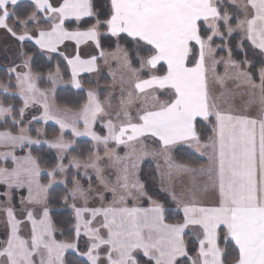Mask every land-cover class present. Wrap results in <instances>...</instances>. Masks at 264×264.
Here are the masks:
<instances>
[{"label": "snow or ice", "instance_id": "obj_1", "mask_svg": "<svg viewBox=\"0 0 264 264\" xmlns=\"http://www.w3.org/2000/svg\"><path fill=\"white\" fill-rule=\"evenodd\" d=\"M18 3L19 0H0V29H5L20 42L35 39L40 49L49 52H57L58 46L65 41H74L77 54L64 58L71 68L72 83L76 88L81 87L77 75L95 71L98 59L95 55L82 59L79 46L91 41L101 49L102 34L131 38L145 54L139 59V69H131L127 51L119 46L117 53L121 55L111 54L112 58L122 56L133 76L147 70L148 78H137L134 90L140 95L128 92L116 112V122L107 119L104 124L107 135H99L92 130L97 117L101 114L110 117L111 114L105 112L96 94L90 90L87 103L78 113L72 114L70 122H66L50 112L47 95L37 87L36 77L25 60L23 67L29 71L16 76V87L24 100V108L19 110L20 119L14 118L13 123L22 122L24 109L30 102L40 103L44 109L42 119L55 120L60 127L59 136L44 141L50 148L60 150L58 159H63L72 148V142L64 139L65 129L70 127L74 136L91 137L97 151L83 163L76 157L71 163L76 168L93 169L98 185L93 187L91 176L87 189L79 180L72 181L70 198L82 200L84 206L72 205L76 218L74 239L59 240L47 198L55 175L64 172V165L57 164L47 173L50 179L45 185L40 183L41 169L30 154L17 157L13 151L0 152V158L11 157L15 165L11 169L0 167V184L9 189L26 187V202L33 206L25 212V220L31 225L28 237L20 235V226L25 220L17 219L11 207L5 209L9 231L7 238L0 241V264H69L65 259L69 251L86 257V262L80 264H138L134 255L137 251L154 264H177L179 257L189 256L184 237L190 226L200 232L198 258L192 259L191 264H227L228 254L218 245L221 235L226 242L234 243L233 264H264V68L259 72V84L250 73L237 71L235 74L236 79L243 77L252 90L258 89V93H249L243 113L222 109L218 101L222 100L231 108L234 98L225 97L223 92L220 97H215L210 91V75L215 82L224 83V78L216 76V65L220 61L212 47L214 37H224L222 28L229 36L239 30L252 48L264 54V0H240L239 4L237 0H229L243 12L242 19L237 16L235 27L230 24L231 16L224 10L223 0H110L104 18L94 11L92 0H62L56 6L50 0H32L34 9L24 16L17 15ZM38 13L46 15L42 17ZM84 18L94 20L81 31L79 24ZM41 19L50 23V30L40 29L37 36L27 30L18 34L9 24V20H14L27 29L29 21L38 24ZM66 22H75L77 28L69 30ZM100 56H105L102 49ZM230 56L229 51L226 75L228 65L237 70L240 68ZM243 63L247 64V59ZM49 79L55 84L56 77L51 73ZM0 88L8 90L3 84ZM161 95L167 99L161 100ZM38 97H43V101ZM136 101L140 107L133 117L131 107ZM254 106L256 115L245 114ZM12 111L11 107L0 104V118L11 115ZM81 120L83 131L77 126ZM200 121L212 125V135L207 141H202L197 130ZM145 137L159 141L169 169H174L177 174L197 170L172 163L168 157L171 146L186 143L206 156L207 166L198 171L207 175L215 192L214 206H201L195 193L185 202L173 192L172 199L183 213L182 222L177 223H167L164 205L150 196V207L129 206V199L137 201L147 196L144 185L134 178L136 161L147 154ZM25 142L40 143L27 135L24 128L19 134L0 131V147L14 149L23 147ZM121 146L126 150L123 156L118 152ZM105 159L107 162L102 165L100 162ZM106 169L112 171L106 174ZM113 175L114 180L111 179ZM168 175L171 177L172 172ZM207 190L206 184L204 191ZM106 193H111L112 200L104 206ZM92 196L102 202L100 207L87 206ZM86 213L90 215L86 217ZM98 217L101 219L97 220ZM82 235L87 238L86 250L78 246ZM180 264L184 262L180 261Z\"/></svg>", "mask_w": 264, "mask_h": 264}, {"label": "trees", "instance_id": "obj_2", "mask_svg": "<svg viewBox=\"0 0 264 264\" xmlns=\"http://www.w3.org/2000/svg\"><path fill=\"white\" fill-rule=\"evenodd\" d=\"M94 11L101 17L104 18L106 13L109 10V0H92ZM223 8L231 15L230 24L233 26L236 23L237 16H240L239 11L233 5H230L227 0H223ZM34 9V6L30 3H19L16 6L17 15L24 16L27 13H30ZM94 18H86L82 20L79 24L80 30L87 29L90 26V22ZM14 20H9L10 26L14 27V30L19 34L20 27ZM44 25L41 26H45ZM47 25V24H46ZM66 27L70 30L77 28L75 22H67ZM28 30H32L33 26L28 25ZM223 31V28L221 29ZM101 49L104 52L113 51L116 46L122 47L127 51L128 59L130 65L134 69H139V59L145 54L138 50L135 42L131 41L130 38L126 36L121 37H111L109 35L102 34L100 37ZM242 45V47H241ZM213 47L216 48V56H225L226 51L222 49L224 46H227L231 52V58L235 61L243 63L245 59L248 61L247 71L252 75L254 80L258 78V71L261 68H264V56L252 48L250 43L246 40H241L238 33H233L227 38L226 43L223 40L213 39ZM100 49V50H101ZM22 53L24 57L29 59V67L33 75L36 77V84L40 88L47 89L49 83L46 82L45 78L49 73H53L55 70H58L61 74L62 80L66 83L70 79V74L67 68L65 61L58 55H52L49 58H46L40 53V51L31 43L24 42L21 46ZM3 66L0 67V84L6 85L8 90L15 92L16 77L11 75L5 68L7 60L5 58L1 59ZM101 85L107 84V76H102L100 81ZM93 88V82L87 76L81 77V90H71L70 88L57 89L54 93V104L58 108H64L71 111H78L87 101V96L85 90ZM99 97L102 98V93H99ZM0 104H3L5 107L12 108V114L10 118L0 122V131H11L13 134L18 132V125L13 123L14 118L19 119V107L21 106V101L19 98L14 96H3L0 94ZM97 130L98 128L95 127ZM197 130L202 136V141H207L211 136V131L208 125L203 121H200L197 125ZM41 132L40 135H37V132ZM28 133L31 137H37L40 140H52L60 135L58 128L49 123L34 124L29 130ZM64 139L70 141L71 137L69 134L64 135ZM92 153V145L88 140H76L73 142L72 148L68 150L62 162L67 163L69 158L76 157L80 161H84ZM30 154L34 157L40 167L44 172H49L56 168L58 164L57 157L53 151L43 147H23L15 152L16 156H24ZM172 157L175 162L187 165L192 168H200L205 165V160L199 157L196 153L190 151L188 148L177 147L172 151ZM10 162L4 164L5 167H10ZM1 166V163H0ZM140 180L144 185V191L147 193V196L151 197L153 200L158 201L165 208V220L167 223H177L182 222V215L178 212L173 211V207L169 199L159 190L158 188V176L155 171L154 166L151 163H143L139 170ZM40 183L46 184L48 178L46 175L40 176ZM79 180L80 184L85 186L87 181L85 178L75 175L71 169H68L65 175V182L63 185H55L48 190L47 204L50 210V217L56 228V238L59 240H71L74 239L73 225L74 221L72 219L71 211L67 210L63 201L67 198L68 192L72 188V181ZM13 196L16 197V193L13 192ZM16 204V200L14 201ZM1 233V228H0ZM63 233V235H61ZM1 236V234H0ZM186 249L189 256H194L197 251L196 242L193 237L185 234L184 237ZM219 246L225 250L228 254L227 264H233V260L236 255L235 247L231 242H226L223 235H221L218 240ZM79 248L84 250L85 243L82 237H80ZM66 261L69 264H80L83 260L79 259L73 253L65 254ZM180 261H183L184 264H189L187 259L179 260L177 264H180ZM84 262V261H83Z\"/></svg>", "mask_w": 264, "mask_h": 264}, {"label": "rangeland", "instance_id": "obj_3", "mask_svg": "<svg viewBox=\"0 0 264 264\" xmlns=\"http://www.w3.org/2000/svg\"><path fill=\"white\" fill-rule=\"evenodd\" d=\"M227 1L229 3V0H227ZM239 3H240V0H237V4H239ZM230 5H233V4H230ZM233 6L235 8H237V10L239 11V14H240L239 17L242 19L243 18V12H241L240 9L236 5H233ZM233 27H235V25H233ZM223 32H224V37L223 38L214 37L213 39L223 40L226 43L227 38L229 37V35L227 34L226 29H223ZM233 33H238L240 35L241 40H245L244 39V34L242 32H240L239 30H237V31H235ZM5 40H6V38H5ZM5 47L6 46L3 45L2 42L0 41L1 56L6 57V58L9 57L8 60L11 58L10 62L12 63V65H11L10 69H12V68L16 69V71H14V72L13 71H9V73L16 77V75L19 74V73L29 71V68L23 67V64L25 62V58H23L21 56V51H19L18 49L14 50L13 51V55L9 56V55H7ZM89 47L91 48V46H89ZM116 47H118V46H116ZM65 48L67 50L66 46H65ZM119 48L123 49L120 46H119ZM84 49H86V48H84ZM84 49L82 51H84ZM213 49L216 51L215 47H213ZM222 49H224L226 51L225 56L217 57L216 56V52H215L216 59L220 61V63H218L216 65V76L224 78V83H223V85H221V84L215 82L213 80V78L211 77V75H210V91H211L212 95L215 96V97H220L221 92H223L225 97H228L230 99L234 98V104H233V106L231 108H229V106L227 104L223 103L222 100L218 101L220 103V107L222 109L230 110V111L238 112V113H243V104H244L245 101H247L249 99V93L251 91H256L258 93V89L252 90L249 85L244 83V78L243 77H241L240 79H236L235 78V74H236L237 71H242V72L249 73L247 71L248 64L240 63L238 61H235V60H233L231 58V56H230L231 60L237 62L238 64H240V68H239V70H237V69L232 68L230 65H228L227 66L228 75H226V61L229 60V49H228L227 46H224ZM94 50H93L94 51V55L97 56L98 55V50H96V49H94ZM257 51H259V50H257ZM104 53H105L104 57H101V56L98 57L97 56L101 60V61L97 62V67H96L97 71L95 70L96 71L95 73H90L89 75H86V74L83 75V76L89 77L91 79V81L93 82V88L85 90V93H86V96H87V101H88L87 93L91 90V91H93L96 94L97 98L103 104L105 112H108V113L111 114L110 117L109 116H104L103 114H101V115H99L97 117V121L93 125V129L92 130L95 131L99 135H107V128L104 127V124L107 122V119L111 118V119H113L114 122H116V112L120 110V105H121L122 99H126L127 98V94L130 91L135 93L134 83L136 82L137 78H140V79H147L148 78L147 70L140 71V72L137 73V76H133L131 69H134V68L132 66H131V69L129 67H126L124 65V63H123L122 56H121L120 59H113L111 54L121 55V54L117 53V48H116V50L114 52L111 51V53L110 52H104ZM262 55L264 56V54H262ZM60 57L62 58V56H60ZM259 72H260V70L258 71V77H257L258 79L255 80V82L257 84H259ZM51 74L53 75V77H56L55 84L52 83V81L49 79V75H47L46 78H45L46 82L49 83V87L47 89L40 88L37 84L36 85H37L38 88H40L41 90H43L46 93V95H47V103L49 105L50 112L54 116L62 118V119H65L66 122H70L72 120V114L78 113L79 110L78 111H71V110L64 109V108H58L57 106H55V104H54V93H55V91L57 89L70 88L71 90L77 91V90H81V87L80 88H76L73 85L71 71L69 73L70 74V79H69L68 83H65L62 80L61 74H60V72L58 70H55ZM105 75L107 76V84H103V85L99 84L100 83L99 81H100L101 77L105 76ZM229 76H231L232 78H228ZM81 77L82 76H77L76 77V79L80 82V84H81ZM14 85H15V92L14 93L9 91V90L4 91L3 88H0V94L3 95V96L4 95L5 96H14V97L19 98L20 101H21V106L18 109V111H19L21 108H24V100L20 96L19 89L16 87V82L14 83ZM99 93H102V98L99 97ZM135 94L136 95H140L138 93H135ZM38 99L43 101L44 98L43 97H38ZM160 99L161 100H165V99H167V97L161 95ZM87 101H86V103H87ZM139 107H140L139 101H136L132 105L131 112H132L133 117H135L136 110ZM245 114L256 115L255 106L249 112H247ZM43 115H44V109L41 106V104L40 103L33 104V103L30 102L29 106L24 109V116L22 118V122L20 124H16V125H18V132L15 133V134H19L20 133V129L24 128L26 130L27 135H29L28 130L36 123H41V124L49 123L51 125L56 126L58 128L59 132H60V127L55 122V120H44V119H42ZM10 116L11 115H6L5 117L0 118V122L5 120L6 118H10ZM33 117H35V119H33ZM19 119H20V116H19ZM203 122L206 125L209 126L210 131H211V135H212V125L209 122H207V121H203ZM77 126L79 127L80 131L84 130V126H83V121L82 120L79 121ZM95 127H97L98 129L96 130ZM40 133L41 132L38 131L37 135H40ZM65 134H69L70 135V137H71L70 141L72 142V146H73V142L74 141L83 139V140H88V141L91 142L92 153L97 151V146L95 145V142L92 141L91 137H89V136H74V135H72L70 127L64 130L63 136ZM32 139L39 140L40 143L39 144H27V142H25V145L23 147H26V146L27 147L43 146V147L53 151V153L57 157L58 164L62 163L64 165V168H65L64 172H57V174L55 175L54 180L51 183V187L55 186V185H63L64 184L65 175H66V172H67L68 169H71L72 172L75 175H79V176H81V177L86 179L87 185H85V186L82 185L84 188L87 189L89 187V183H90L89 176H91V178H92L91 179V184L93 185V187H96L98 185V181H96V179H95V171L93 169H91V168L85 169L83 167L76 168L71 163L72 158H69L67 163L64 164L62 162V159H58V157L61 155L60 150L55 149V148H50L48 146V144L44 143V141H46V140H40L37 137H32ZM143 139H144V151L147 154L141 155L140 158L136 161L137 167L135 169L136 175H135L134 178L138 179L139 182L141 184H143L141 182L140 176H139L140 167L145 162L151 163L154 166L155 171H156L157 176H158V188L167 197V191H168V187H169V184H168V182H169L168 173L170 171L173 172L174 170L173 169H169V166H168V163L166 162L165 156L162 154V149L160 147L159 141L156 140L155 138H152V137H145ZM48 141H51V140H48ZM65 141H68V140H65ZM23 147L17 146L14 149L0 147V152L13 151L14 154H15L16 151H18L19 149H21ZM177 147L188 148L190 151H193V152L196 151V149L194 147H188V145L186 143H178V144H176L174 146H171V148H170V150L168 152V157L170 158V161L172 163H174V164H180V163L175 162L173 157H172V151H173V149H175ZM100 150H101V154H103L102 153V146H101ZM125 151L126 150L123 148V146H121L118 149V152H119V154L121 156H123L125 154ZM197 154H200V153L198 152ZM65 155L66 154H64V156ZM25 156H28V155L26 154L24 156H17V157H25ZM88 157H87V159H88ZM204 157H206V156H204ZM86 160H84V161H86ZM84 161H81V162L83 163ZM7 162L11 163L10 167H8L9 169L15 167V165L11 161V157H9L6 160L3 159V158H0V163H1L0 167H5L4 164L7 163ZM106 162L107 161L105 159V161H101L100 163L102 165H104ZM110 171H112V170L111 169H106V174H107V172H110ZM47 173L48 172H44V171L42 172L41 171V174H40V175L44 174V175L47 176L48 181H47L46 185L49 183V179H50L48 177ZM177 176H179L180 179H176L175 180L174 187H175V189L181 188V190L183 191V189H182L183 182L182 181L187 180V178L184 177V180H183L182 176H180V175H177ZM111 179L112 180L115 179L114 175L111 177ZM187 183H189V181H187ZM0 186L2 187V191L0 190V194H1L0 195V211L2 212L4 217H6V219H7V216H6L5 209L12 206L13 192L16 193L17 204H18L17 205L18 209H16V211L14 209V211H13L16 216L17 215L19 217L21 215L25 216L26 210H28V209L33 207L32 205L27 204V202H26L27 201V197H28V190H27L26 187L20 188V189H16L15 187H13V188L9 189L4 184H0ZM25 188H26L27 191L25 190ZM188 190L190 192V188ZM5 193H7V195ZM69 193H70V191L68 192L67 199H65L63 201V204L65 205L67 210L71 211L72 219H73L74 225H75L76 218H75V213H74V210L72 208V205H73V203H75L78 207H81V206H84V202L82 200H79V199L73 201L70 198ZM22 200L25 201V202L22 203ZM111 200H112L111 193H106V199H105V201H103V205L107 206V204L110 203ZM148 201H149L148 200V196H144V197H140L139 200H137V201H133V200L129 199L128 205L132 206L133 204H138L141 207H143V206L146 207L147 205L145 206V203L148 204ZM101 203L102 202L99 200L98 197L92 196L89 199L87 206L90 207V208L91 207H100ZM171 204H172V202H171ZM172 207H173V205H172ZM173 211L176 212L174 210V208H173ZM89 215L90 214H87V213L85 214L86 217H88ZM99 219H101V218L98 217L97 220H99ZM23 220H25V218ZM25 222H27V221L25 220ZM28 224H29V228H31L30 223H28ZM74 225H73V228H74ZM23 230H24V228H23ZM102 232H104L103 229H102ZM185 234H188V235L192 236L191 233H189V231L185 232ZM20 235L23 236L21 232H20ZM81 237L83 238L84 243H85L87 238L84 237L83 235ZM194 241H195V239H194ZM83 249L85 250L86 246Z\"/></svg>", "mask_w": 264, "mask_h": 264}, {"label": "crops", "instance_id": "obj_4", "mask_svg": "<svg viewBox=\"0 0 264 264\" xmlns=\"http://www.w3.org/2000/svg\"><path fill=\"white\" fill-rule=\"evenodd\" d=\"M60 2H62V0H50V3H52L54 6L58 5ZM19 3H30V4H32L34 6V4L32 3V0H19ZM109 5H110V0H109ZM38 15H40V16L43 17L46 14H44V13H38ZM47 15H50V14H47ZM84 19H86V18H84ZM44 23H46L47 25L45 24V26H41V25H44ZM17 24L19 25V23H17ZM29 24L33 26V29L32 30H28V29H25L24 26L19 25V27H20L19 34L23 33L25 30H27V31H29L30 34H32L34 36H37L38 35V31L40 29H43L45 31L50 30V23L47 22L44 19H41L38 24L36 22H33V21H29L28 22V25ZM84 30H86V29H84ZM81 31H83V30H81ZM0 32H1L0 33V41L2 42L3 45L6 46L5 47V50L7 52V55H9V56L10 55H13V51L14 50H17V49L19 51H21V53H22V50H21L22 43L29 42V43L33 44L40 51V53L42 55H44L46 58H49L50 56L55 55V54L60 55L61 52H64L65 54L63 56L62 55H60V56H62L63 60L65 61L68 70L70 69L69 70V73H70L71 68L68 66L67 60H65L64 56H68L69 58H71V57H73V56H75L77 54V46H76V44H75L74 41H70V40L69 41H65L63 44H61V45L58 46L57 52H49L47 50L40 49V47L35 43V39H33L31 41L25 40L24 42H20V41L16 40L5 29H0ZM104 35H107V34H104ZM5 38H6V40H5ZM65 46L67 47V50H66ZM89 46H91L92 49ZM84 48H86V49H84ZM116 48H115V50H116ZM83 49H84V51H82ZM94 49L98 50V55L97 56L100 57V54L99 53H100L101 50L100 49H97L96 46H95V44L92 43L91 41L86 42V43H82L79 46L78 51H79V54H80V56H81L82 59H88V58H90L91 56L94 55V51H95ZM115 50H113L112 52H114ZM21 56L23 58H25V60L27 59L28 60V63H29V59L28 58L24 57L23 55H21ZM3 58H5L7 60V62H6L7 64H5L4 68L9 72L11 70L10 68H11V65H12V63L10 62L11 61V58L8 60L9 57L6 58V57L1 56V51H0V67L3 66V63L1 61V59H3ZM98 61H101L100 58H98L97 61H96V67H97V62ZM96 71H92V72H80L77 76H83L85 74L86 75H89L90 73H95ZM66 83H68V82H66ZM194 153L197 154L198 152L195 151ZM197 155H199L200 157H202L205 160V165L203 167H206L207 164H208L207 157H204V156H202L200 154H197ZM190 168H192V167H190ZM200 168H192V169H196L197 171H195V172H185L183 174H177L175 172V170L173 169L174 171L172 172L171 177L168 175V180H169L168 184H169V187H168V191H167V198L169 199L170 202H172V205H173L174 210L176 212H179L182 216H183L182 211H179L177 209L176 201H174L172 199L171 193H173V192L178 197H180L183 201H185V202L191 200L192 199V196H193V193H195L196 198H197V203H199L201 206H205V207L214 206V204L216 202V195H215V192L213 191V189L211 188L210 182L208 181V177H207V175L201 174L198 171ZM177 175L182 176L183 180H184V177L187 178V180H184L185 182L182 181L183 182V187H182L183 191L181 190V188L175 189V187H174L175 180L176 179H180V177L177 176ZM187 181H189V183H187ZM206 184L208 185V190L207 191H204V188H205V185ZM189 188H190V192L188 190ZM25 190H26V188H25ZM145 206L146 207H150L151 206L150 201H148V204L145 203ZM11 208L14 211L13 206H11ZM14 215H15V213H14ZM16 218L19 219V220H23L25 218V216L24 215H21L19 217L17 215ZM24 223H26V222H24ZM22 224L20 226V228H21L22 231H20V232L22 233V235L24 237H26V236L28 237L30 235L29 224L27 223V226L26 227H22ZM0 228H1L0 241H2V240H5L7 238L6 234L9 231V227L7 225V219H6V217H4V215L2 214L1 211H0ZM23 228H24V230H23ZM187 231H189V233H191V235L195 239L196 246H197V251H196V254L194 256L190 257L191 259H189V256H188V257H179L178 260H181V259H185L186 258L188 260L189 264H191V260L192 259H197L198 258V255L197 254H198V251H199V242H198L197 237H198V235H200V232H199V230H197V229H195V228H193L191 226L188 229L185 230V232H187ZM231 243L234 245L233 242H231ZM70 253H72V252L70 251ZM101 253H103V248L101 249ZM134 255L136 256V258L138 260V264H154V262H149L148 259H147V257H144L143 256V253L140 252V251H137L136 253H134ZM79 258H81L84 262H86V257L79 256Z\"/></svg>", "mask_w": 264, "mask_h": 264}, {"label": "flooded vegetation", "instance_id": "obj_5", "mask_svg": "<svg viewBox=\"0 0 264 264\" xmlns=\"http://www.w3.org/2000/svg\"><path fill=\"white\" fill-rule=\"evenodd\" d=\"M28 155V154H27ZM42 171V170H41ZM43 172V171H42ZM42 175H44V174H42ZM41 176V175H40ZM46 185V184H45ZM50 188H52V187H50ZM49 188V189H50ZM48 189V190H49ZM0 190L2 191V187L0 186ZM16 200V204H14V201ZM18 204H17V198L16 197H14L13 196V199H12V206H13V208L16 210V209H18V206H17ZM27 226V222L26 223H23L22 224V227H26ZM68 253H70V252H68ZM74 254V253H73ZM78 257V256H77ZM189 257H192V256H189ZM79 258V257H78ZM80 259V258H79ZM186 259V258H185ZM181 260H183V259H181ZM179 261V260H178Z\"/></svg>", "mask_w": 264, "mask_h": 264}]
</instances>
